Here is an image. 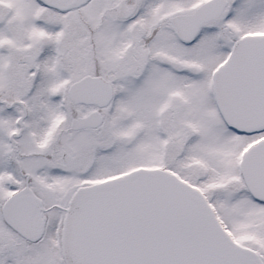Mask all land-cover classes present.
<instances>
[{
    "label": "snow or ice",
    "instance_id": "snow-or-ice-1",
    "mask_svg": "<svg viewBox=\"0 0 264 264\" xmlns=\"http://www.w3.org/2000/svg\"><path fill=\"white\" fill-rule=\"evenodd\" d=\"M0 264H264V0H0Z\"/></svg>",
    "mask_w": 264,
    "mask_h": 264
}]
</instances>
